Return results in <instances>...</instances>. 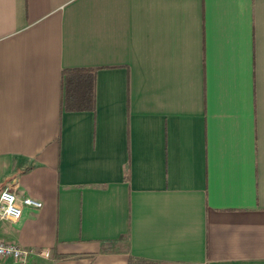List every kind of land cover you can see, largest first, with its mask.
Segmentation results:
<instances>
[{
    "label": "crops",
    "instance_id": "0c3cea01",
    "mask_svg": "<svg viewBox=\"0 0 264 264\" xmlns=\"http://www.w3.org/2000/svg\"><path fill=\"white\" fill-rule=\"evenodd\" d=\"M3 188L32 264H264V0H0Z\"/></svg>",
    "mask_w": 264,
    "mask_h": 264
},
{
    "label": "trees",
    "instance_id": "16d2710c",
    "mask_svg": "<svg viewBox=\"0 0 264 264\" xmlns=\"http://www.w3.org/2000/svg\"><path fill=\"white\" fill-rule=\"evenodd\" d=\"M96 67H69L61 70V112L95 110ZM129 264H157L129 257Z\"/></svg>",
    "mask_w": 264,
    "mask_h": 264
},
{
    "label": "built area",
    "instance_id": "2783aa9c",
    "mask_svg": "<svg viewBox=\"0 0 264 264\" xmlns=\"http://www.w3.org/2000/svg\"><path fill=\"white\" fill-rule=\"evenodd\" d=\"M42 202L30 196L18 197L10 188L0 190V219L16 223L21 218L25 208L38 209ZM51 251L48 248H24L0 240V260L10 259L15 264H32L33 258L48 259Z\"/></svg>",
    "mask_w": 264,
    "mask_h": 264
}]
</instances>
